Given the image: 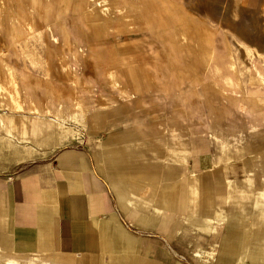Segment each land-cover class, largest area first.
Instances as JSON below:
<instances>
[{"label":"rangeland","instance_id":"1","mask_svg":"<svg viewBox=\"0 0 264 264\" xmlns=\"http://www.w3.org/2000/svg\"><path fill=\"white\" fill-rule=\"evenodd\" d=\"M252 1L264 3L23 0V9L17 11L11 1H2L0 117L13 119L18 132L30 119L54 122L72 137L46 157L0 169V176L77 152L89 172L109 188L103 159L111 151L123 150L122 163L152 167L155 179L161 180L166 177L162 170L168 168L163 162L167 136L173 144L176 139L187 144L202 140L209 131L225 141L228 135L250 133L252 126L264 129V25L256 26L252 14L242 8ZM226 4L228 18L222 11ZM80 115L85 118L83 128L72 120ZM91 115L95 117L89 118ZM135 125L141 126L142 140H131ZM113 126L118 128L113 129L115 140L109 145L113 132L108 128ZM91 139H99L103 146H90ZM140 140L152 144L138 147ZM262 153L264 146L257 154ZM213 159L211 153L189 159L190 169L198 173L199 192L204 187V172L213 169ZM254 171H262L256 180L264 177V170ZM150 194L128 193L125 202H112L124 233L143 240L150 251H159V255L147 257L153 263L192 264L182 258V246L172 243L166 234L139 225L138 199L148 200ZM5 220L1 210L0 251L11 239ZM103 254L102 250L87 256H52L83 264L87 258L99 260Z\"/></svg>","mask_w":264,"mask_h":264},{"label":"crops","instance_id":"2","mask_svg":"<svg viewBox=\"0 0 264 264\" xmlns=\"http://www.w3.org/2000/svg\"><path fill=\"white\" fill-rule=\"evenodd\" d=\"M2 1H11L17 11L23 9V0ZM242 8L252 14L256 26L264 25V3L252 1L242 4ZM222 11L228 18L229 5H222ZM76 118L72 120L85 127V118ZM54 124L30 119L18 132L13 119L0 117V169L46 157L72 137ZM135 126L131 140H142L141 126ZM117 128H108L113 132L109 145L114 143ZM219 136L209 131L202 140H189V149L184 148L185 141L176 139L173 144L167 136L163 162L168 168L162 170L166 177L161 180L155 179L157 173L152 167L122 163L123 150L111 151L103 159L109 188L89 172L77 152L1 175L0 211H5L11 239L9 246L0 251V264H73L72 260L53 259L52 254L87 256L102 250L99 260L87 258L83 264H158L147 257L159 255V251H150L143 240L124 233L112 204L116 200L125 202L128 193L147 192H151L148 200L138 199L135 208L139 225L151 226L182 246L183 259L192 264H264V177L256 180L262 171H254L264 170V153L257 154L264 146V129L252 126L250 133L228 135L225 141ZM141 140L138 147L149 146L150 141ZM88 144L103 146L99 139H91ZM172 144L175 147L171 148ZM215 146L222 149L215 150ZM201 153H211L214 159L213 169L204 172L205 183L199 192L198 173L190 169L189 159ZM221 163L226 166L221 167ZM29 251L47 254L22 253Z\"/></svg>","mask_w":264,"mask_h":264},{"label":"bare ground","instance_id":"3","mask_svg":"<svg viewBox=\"0 0 264 264\" xmlns=\"http://www.w3.org/2000/svg\"><path fill=\"white\" fill-rule=\"evenodd\" d=\"M261 13L264 15V11H263V10L261 11ZM54 126H55V124H54ZM21 145H22V144H21ZM19 153H20V152H19ZM16 159H17V158H16ZM9 264H10V263H9Z\"/></svg>","mask_w":264,"mask_h":264}]
</instances>
